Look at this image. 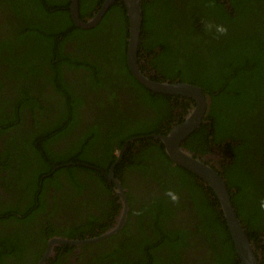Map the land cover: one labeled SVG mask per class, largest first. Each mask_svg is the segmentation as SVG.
<instances>
[{"label":"trees","instance_id":"1","mask_svg":"<svg viewBox=\"0 0 264 264\" xmlns=\"http://www.w3.org/2000/svg\"><path fill=\"white\" fill-rule=\"evenodd\" d=\"M102 2L79 0L80 17L93 16ZM69 5L70 0H0V16L8 13L7 23L11 29L0 37V60L6 65L3 71L17 65L16 76L27 80L32 74L50 79L55 90L66 96L53 109V118L40 124L41 113L35 115L29 86H25V93L19 91L16 105L20 110L29 108L35 115V128L25 142L36 145L33 154L25 159L35 157L25 162L26 168H18L19 201L12 202L5 210L22 217L9 215L4 217L6 220L32 222L37 211L44 209L42 203H47L49 196L54 203L64 200L66 208L70 209L75 206L77 195L61 193L64 189L61 178L68 180L76 194H81L80 190L87 185L78 182L75 174L89 175L96 180L98 188H105V179L98 174L94 176L95 167L108 168V164H101L99 157L104 156L106 159L102 160L112 163L116 159L113 143L118 139L158 130L145 125L143 129L133 130L121 118L112 121L113 125L107 129L103 122L83 125L82 129L74 124L82 120L79 106L86 102L85 94L96 87L114 92V79L119 75L130 78L131 73L126 63L128 18L124 3L121 0L113 3L100 22L90 29L74 24ZM141 7L143 29L141 27L137 56L143 57L146 66L155 70L157 80L187 82L203 88L208 98L204 122L183 146L190 151L200 150L194 146L195 138L201 141L200 147L204 143L207 147L229 144L226 153L232 162L219 173L254 249L264 252V0H141ZM215 24L224 25L227 31L219 34L207 27ZM65 44L81 49V58L65 55ZM34 50H43L44 54L37 56ZM86 50L93 51L100 59L87 61ZM44 61L50 68L46 71L52 75L41 70ZM62 66L88 72L80 83L74 82L82 96L65 78ZM6 75L15 77L11 70ZM143 95L145 105L154 110V125L174 118L168 117L171 110L168 100L173 96L150 91ZM119 135L123 136L118 138ZM67 136H72L73 140L65 150L56 151L51 147ZM15 147L23 148L22 145ZM150 154L152 144L137 152L130 148L125 154L126 165L123 159L117 164L118 170H123L125 165L138 172L140 178L162 182L170 191L175 188L173 180L166 184L162 178L167 174L175 175L191 195L190 207L197 223L194 231L187 229L185 220H175L174 209L166 201L171 200L169 196L145 197L138 203L132 188L128 193L130 209L124 227L107 240L109 243L105 242L107 249L94 252L85 264H240L215 192L189 170L170 166L172 161L164 150L158 151L156 156ZM56 164L61 165L52 166ZM26 169L31 170V174L26 175ZM36 197L40 202L37 208ZM112 207L116 212L119 204L113 201ZM133 212L136 217L132 230ZM85 221L84 227L66 232L67 236L82 238L86 232L93 231L92 216L88 215ZM47 225L50 234L57 231ZM22 239L19 234L2 241L10 247V255L23 256ZM191 248L198 253L189 255ZM9 254L1 252L0 264H5L2 261H7ZM194 255L197 256L192 257Z\"/></svg>","mask_w":264,"mask_h":264},{"label":"flooded vegetation","instance_id":"2","mask_svg":"<svg viewBox=\"0 0 264 264\" xmlns=\"http://www.w3.org/2000/svg\"><path fill=\"white\" fill-rule=\"evenodd\" d=\"M7 20L8 13L0 16V25L3 26H0V37L5 36L8 33V30L11 31ZM80 51L81 49L78 50V47L72 46L71 44H65L63 47L65 55L70 54V56L75 55L81 58ZM34 53L37 56L44 54L43 50H34ZM86 54L88 58L87 61H94L99 58L93 54V51L86 50ZM31 61L33 62V59ZM137 63L139 69L144 75L150 79L157 80L155 70L147 67L144 58L140 55L137 56ZM5 67V63L0 60V210L4 211V213L0 212V254L1 252L9 254L10 251V247L5 245L2 239L9 238L12 235L15 236L21 234L24 244L21 254L24 255L9 254V259L2 262L5 264H38L40 259L45 257L44 255L48 249V242L56 237H64L82 242L78 244L53 245L52 252L45 258L44 264H85L94 252H101L103 249H107L105 242L109 243L107 240L112 235L99 241H96L97 239L95 238L99 237L107 228H110L116 222V215L120 210V208H118L116 212L113 210V201L120 206L119 196L116 193L115 189L117 188L114 185V182L107 178L105 174L108 175L110 170H112L113 177L120 181L127 199L128 193L133 188V193L138 203H140L145 197V199H148L154 196H169L168 192L170 189H167L162 182L140 178L141 175L138 172L131 171L130 168L125 167L128 160L125 158V154L130 148L132 151L137 152L142 148L146 149L150 144H152V154L150 155L156 156L155 154H157L158 151L163 152L164 147L162 142L157 137H154V135H165L173 125L184 121L185 117L188 115V108L190 107L191 102L185 98L177 96L171 97L168 100L169 105H171L168 117L174 116V118L163 120L159 126L154 125V121L156 120V118H154V110H151L145 105V97L143 95V92L145 91H152L146 88L134 77L129 66L128 68L131 73L130 78H125L121 75L117 76L114 79V92L96 87L90 94L87 93L84 95L83 93L86 102L84 104L81 102L79 106V110L83 114L82 120L80 121L79 119V122H74L75 125H79V127L76 126L78 129H82L83 125H90L91 123L93 124L97 122H103L105 124L104 129H107V126L113 125L111 124L112 121H119L121 118L123 122L128 124L127 127L133 128V130L138 128L143 129L144 125L148 126V128H158V130L157 132H151L146 135H133L130 137L128 136L123 140L118 139L119 141L116 144L113 143V151L114 154H116V159L112 163H109L108 160H102L106 159L104 156L99 157L101 158V164H108V168L105 170V168L102 167H95L94 176L97 177L98 174L105 179V188H98L96 180L89 177V175L83 173L81 175L75 174V178L78 182L87 185L85 189L80 190L81 194H76V191L69 187L70 184L68 180L63 177L60 179L64 185L63 192L61 193L65 196L77 195L75 206H71L70 209H67V203L63 202L64 200L61 202L56 200L57 203H54L52 196H49L47 203H42L44 209L37 211L36 218L32 222L24 224L18 220H6L4 217L6 216V218H8L9 215L18 218L22 217L21 214L14 211L8 213V210H5L8 206H12V202L19 201V197H17L18 189H20V184L17 182L18 168H26L25 162L31 161L35 157L33 155L29 159H25L26 156L33 154L32 149L33 146L36 145L33 142L25 141H29L28 135L30 131L35 128L34 116L41 113V116H38L40 124L51 120L53 118L51 115L53 109L56 108L66 96L58 90H55L50 79L47 81L44 78L35 77L31 74L27 77L30 79L26 80L16 76L15 72L18 71L17 65L3 71ZM22 68L23 70L25 69L23 65ZM9 70L13 72L15 77L6 75ZM41 70L52 75V73L47 72L50 71V68L45 64V61L41 66ZM61 71H63L65 78H67L75 87L79 95L82 96L81 90L77 89L76 83L74 82L80 83L82 77L88 72L83 69L76 70L72 69V67L66 66H62ZM25 86H29L28 89L33 97L35 103V115L29 108L25 107L23 110H20L19 105H16L20 92L25 93L26 91ZM143 89L145 91H143ZM42 108L45 110H42ZM162 108L163 107L160 109ZM121 136L123 135H119L118 138ZM72 140V136L62 137V139L53 143L51 147L56 151H63L71 144ZM193 141H196L194 146L200 148V150L197 151L191 150L195 157L209 162L212 167L220 171L230 166L232 162L231 157L221 159L218 156L219 151L224 152L223 154H219L220 156H224L228 146H223L222 144L221 147L216 143L214 149L217 150L218 153H215L212 151V147H207L208 145L205 143L200 147L201 141L199 139L195 138ZM36 143L38 144V142ZM16 145H22L23 148L15 147ZM217 146L219 148H217ZM208 150H210V152H208ZM123 159L125 162L124 169L119 171L117 164ZM60 165L61 164H56L52 166L56 168ZM224 165L225 167H223ZM170 166L175 167L177 165L172 162ZM30 171L31 170L28 171V169H26L25 174H31ZM195 178L206 185V183L197 176H195ZM162 179L166 184L173 180V184L175 185V188L171 192L175 193L177 199L175 201L172 199L166 200L174 209L175 220L179 218L185 220L187 229L193 232L194 226L197 223L195 214L190 207L191 203H193L191 195L188 194L187 190L185 191L175 175L167 174L164 175ZM147 192H149L148 195H146ZM49 194L54 195L51 192H49ZM39 204L40 202H38V198L36 197L35 207L37 208ZM127 213L124 224L113 235L119 234L124 227L129 215L128 210ZM88 215H91L92 220H94V223L91 225L94 230L86 232L82 238L80 235L68 237L66 232H69L70 230L79 231L80 227L85 226L84 221ZM133 216L134 218L131 220L132 230L135 226L136 215L134 212ZM47 224L53 226L57 231L50 234L51 232ZM193 237H196L195 233ZM193 240L195 241L197 239ZM259 251L261 257L260 260H262L264 259L263 249H260ZM194 253L198 252L191 248L189 255ZM196 256L197 255H194L192 257ZM17 257L19 258L17 259Z\"/></svg>","mask_w":264,"mask_h":264},{"label":"water","instance_id":"3","mask_svg":"<svg viewBox=\"0 0 264 264\" xmlns=\"http://www.w3.org/2000/svg\"><path fill=\"white\" fill-rule=\"evenodd\" d=\"M115 1L117 0H104L93 16L82 19L79 13V0H70V16L77 27L89 29L100 22L107 9ZM122 1L125 5L128 18L127 64L134 77L152 92L185 98L191 102L188 108V115L184 121L173 125L165 135H154V137H157L162 142L165 153L175 165L194 173L216 193L241 264H264L261 263L255 254L252 243L233 206L230 193L223 178L218 171L205 164L202 159L200 160L195 157L192 151L183 146L184 141L201 124L206 115L208 105L207 95L204 93L203 88L194 84L180 81L153 80L141 72L137 63L143 20L141 0ZM105 176L112 180L117 188L115 190L119 196L120 210L116 215V222L110 228H107L98 239H105L116 233L124 224L128 214L127 210H129V201L120 181L113 177L112 170H110L108 175L105 174ZM81 242L64 237L53 238L48 242L45 257H42L38 264L45 263V258L52 252L53 245L78 244Z\"/></svg>","mask_w":264,"mask_h":264},{"label":"clouds","instance_id":"4","mask_svg":"<svg viewBox=\"0 0 264 264\" xmlns=\"http://www.w3.org/2000/svg\"><path fill=\"white\" fill-rule=\"evenodd\" d=\"M207 27L208 28H214L215 29V32L216 33H219V34H224L226 31H227V29H226V27L224 26V25H222V24H215V25H207ZM204 122V119H203V121L201 122V124ZM200 124V125H201ZM199 125V126H200ZM198 126V127H199ZM197 127V128H198ZM196 128V129H197ZM195 129V130H196ZM190 136V135H189ZM188 136V137H189ZM187 137V138H188ZM214 145H216V144H213V145H211V149H212V151L213 152H215V153H218V151L217 150H215L214 149ZM218 145V144H217ZM229 144H223V146H228ZM221 146V145H220ZM164 147V146H163ZM222 147V146H221ZM217 148H219L218 146H217ZM208 152H210V150H208ZM227 152V151H226ZM224 152H222V151H219V153H218V156L221 158V159H225V158H228V156H227V154L225 153V155L224 156H220L219 154H223ZM167 155V154H166ZM203 161V160H202ZM205 164H207V165H209V166H211V164L209 163V162H206V161H203ZM212 167V166H211ZM213 169H215L214 167H212ZM216 171H218V173L220 172V170H218V169H215ZM192 173V172H191ZM194 174V173H193ZM220 174V173H219ZM195 175V174H194ZM196 176V175H195ZM221 176V175H220ZM222 177V176H221ZM203 181V180H202ZM206 183V182H205ZM206 186H208V184L206 183ZM209 187V186H208ZM212 189V188H211ZM213 190V189H212ZM216 194V193H215ZM168 195L171 197V199L173 200V201H175L176 199H177V197H176V195H175V193H173V192H171V191H169L168 192ZM217 196V195H216ZM129 201V200H128ZM221 205V204H220ZM130 206V205H129ZM120 207V206H119ZM130 209V208H129ZM129 211V210H128ZM113 235V234H112ZM110 237V236H109ZM95 239H97L96 241H99V240H103V239H98V237L97 238H95ZM106 239V238H105ZM250 240V239H249ZM251 242V241H250ZM252 243V242H251ZM263 243H264V241H263ZM252 246H253V244H252ZM236 249V248H235ZM253 249H254V246H253ZM254 251H255V254H256V256H257V258L260 260V251H256L255 249H254ZM261 261V263H264V262H262V261H264V259H262V260H260ZM240 264H241V262H240Z\"/></svg>","mask_w":264,"mask_h":264},{"label":"bare ground","instance_id":"5","mask_svg":"<svg viewBox=\"0 0 264 264\" xmlns=\"http://www.w3.org/2000/svg\"><path fill=\"white\" fill-rule=\"evenodd\" d=\"M104 1V0H103ZM143 5V4H142ZM143 12V11H142ZM142 29H143V27H142ZM121 45V44H120Z\"/></svg>","mask_w":264,"mask_h":264},{"label":"rangeland","instance_id":"6","mask_svg":"<svg viewBox=\"0 0 264 264\" xmlns=\"http://www.w3.org/2000/svg\"><path fill=\"white\" fill-rule=\"evenodd\" d=\"M103 89V88H102ZM104 90V89H103Z\"/></svg>","mask_w":264,"mask_h":264}]
</instances>
